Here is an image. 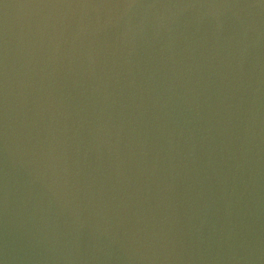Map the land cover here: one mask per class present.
<instances>
[{
    "label": "water",
    "instance_id": "95a60500",
    "mask_svg": "<svg viewBox=\"0 0 264 264\" xmlns=\"http://www.w3.org/2000/svg\"><path fill=\"white\" fill-rule=\"evenodd\" d=\"M0 264H264V2L0 0Z\"/></svg>",
    "mask_w": 264,
    "mask_h": 264
},
{
    "label": "snow or ice",
    "instance_id": "6c2138e0",
    "mask_svg": "<svg viewBox=\"0 0 264 264\" xmlns=\"http://www.w3.org/2000/svg\"><path fill=\"white\" fill-rule=\"evenodd\" d=\"M262 2H264V0H262Z\"/></svg>",
    "mask_w": 264,
    "mask_h": 264
}]
</instances>
